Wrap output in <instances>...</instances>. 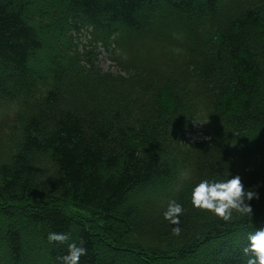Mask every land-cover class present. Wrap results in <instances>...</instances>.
Wrapping results in <instances>:
<instances>
[{"label":"trees","instance_id":"1","mask_svg":"<svg viewBox=\"0 0 264 264\" xmlns=\"http://www.w3.org/2000/svg\"><path fill=\"white\" fill-rule=\"evenodd\" d=\"M58 1L53 30L64 32L66 13L103 21L132 73L121 84L91 67L83 79L59 52L31 66L43 49L31 0H0V74L58 81L43 100L28 94L19 137L0 128V264H61L72 241L87 248L80 264H240L237 237L252 221L195 209L188 192L203 175L239 173L261 182L252 203L264 223V0ZM191 79L193 100L176 92ZM159 95L166 119L201 117L210 141L180 143L176 124L177 138L164 136L150 113ZM170 198L186 208L179 236L162 216Z\"/></svg>","mask_w":264,"mask_h":264},{"label":"clouds","instance_id":"2","mask_svg":"<svg viewBox=\"0 0 264 264\" xmlns=\"http://www.w3.org/2000/svg\"><path fill=\"white\" fill-rule=\"evenodd\" d=\"M210 139L208 136L197 139ZM246 186L239 173L230 171L219 176L203 175L191 183L188 200L193 208L199 209L225 222L236 218L251 220L252 226L240 230L239 243L240 264H264V223L254 222L255 212L252 201L260 199L257 190L259 184ZM184 203L170 198L162 212L163 219L172 226L173 235L182 232L181 217L185 214ZM49 242H67L69 236L63 232H49ZM87 254V248L75 241L67 243V252L60 257L61 264H80L81 257Z\"/></svg>","mask_w":264,"mask_h":264},{"label":"rangeland","instance_id":"3","mask_svg":"<svg viewBox=\"0 0 264 264\" xmlns=\"http://www.w3.org/2000/svg\"><path fill=\"white\" fill-rule=\"evenodd\" d=\"M59 5L58 0H31V4L29 5V15L32 18L31 25L33 29L37 32V36L42 42V50H39L37 53L31 56V66H34L35 64L40 68L41 66L45 65L47 61L52 60L57 57L58 52L60 53V46L61 44H73L72 37H68L67 33L72 27V22L70 20H73L70 13H66V26L64 28V32L60 33L59 30H53V19H56L57 17H60L59 15H63ZM75 19V18H74ZM84 19V18H83ZM82 19H75V22H79ZM45 34L47 35L45 38ZM54 40H51V39ZM82 39V42H86L85 34L80 37ZM50 40V41H49ZM110 65L109 59L102 55L100 57V66L102 69L107 70L111 69L116 71V67L108 68ZM140 195V192H136L133 194L130 199L136 198ZM3 219L0 218V223L3 224ZM20 223L22 224L23 221L21 220ZM24 226V229H29L28 225L25 223L22 224ZM236 240V239H234ZM234 245V244H233ZM208 251V250H207ZM206 251V252H207ZM205 254V253H204ZM199 256L196 260H199Z\"/></svg>","mask_w":264,"mask_h":264}]
</instances>
